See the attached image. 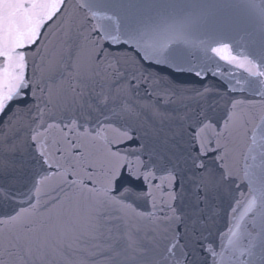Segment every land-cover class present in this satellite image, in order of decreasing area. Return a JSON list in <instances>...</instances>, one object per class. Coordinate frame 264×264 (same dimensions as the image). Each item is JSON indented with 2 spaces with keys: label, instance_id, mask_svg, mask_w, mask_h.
<instances>
[{
  "label": "snow or ice",
  "instance_id": "obj_1",
  "mask_svg": "<svg viewBox=\"0 0 264 264\" xmlns=\"http://www.w3.org/2000/svg\"><path fill=\"white\" fill-rule=\"evenodd\" d=\"M0 264H264V0H0Z\"/></svg>",
  "mask_w": 264,
  "mask_h": 264
},
{
  "label": "water",
  "instance_id": "obj_2",
  "mask_svg": "<svg viewBox=\"0 0 264 264\" xmlns=\"http://www.w3.org/2000/svg\"><path fill=\"white\" fill-rule=\"evenodd\" d=\"M131 2L138 3L141 2V0H131ZM153 2H163V0H153ZM214 2L218 3H228V4H241L243 3V0H214ZM248 13L246 10L242 8H234L225 10L222 13H220L221 16V22L227 25L228 21L230 20H242L244 17H246ZM236 38H244L246 39V34L243 31H238V34H236ZM113 50L116 52L117 55H124L127 54L130 59L127 62L122 61L124 64V68L128 72H132V58H134L140 65L143 66V68L146 70L147 73H151L153 75H158L161 78V84L159 87H163L164 84H166L168 81H175L179 84L183 85L186 90L188 91H195L197 89H202L204 87H211L213 89H220L223 91H226V87L224 85V82L221 80L220 77L214 76L212 74V71H206L205 75L203 77H196L193 72H178L173 67L170 66H164V65H157L155 63H150L149 61L143 60L141 56L137 55L135 50L130 45H124L121 43V45L112 46ZM209 57L212 56L211 53L208 54ZM219 63L221 65V68L227 72V67L223 65V62H219L216 58L212 59H206L205 55L202 51H200L197 48L189 49L186 52V59L184 63L185 68H198L206 66L208 69H214L216 67V64ZM131 79V77H129ZM155 87L151 82L145 84L141 83L139 88V98L142 101H151L154 99H157L155 96L148 95V92L152 90V88ZM215 93L213 92V95ZM233 95L239 97L241 96L240 93H234ZM241 191H243V186H241ZM219 227L223 228L225 225V220L221 219L218 222Z\"/></svg>",
  "mask_w": 264,
  "mask_h": 264
}]
</instances>
